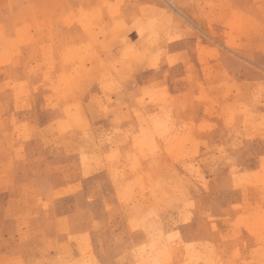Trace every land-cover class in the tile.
<instances>
[{
  "label": "rangeland",
  "instance_id": "1",
  "mask_svg": "<svg viewBox=\"0 0 264 264\" xmlns=\"http://www.w3.org/2000/svg\"><path fill=\"white\" fill-rule=\"evenodd\" d=\"M195 212L264 264V0H0L3 264H159Z\"/></svg>",
  "mask_w": 264,
  "mask_h": 264
},
{
  "label": "crops",
  "instance_id": "2",
  "mask_svg": "<svg viewBox=\"0 0 264 264\" xmlns=\"http://www.w3.org/2000/svg\"><path fill=\"white\" fill-rule=\"evenodd\" d=\"M160 218L156 219L159 220V223H165L164 217L159 215ZM124 223L121 225V231L118 232L122 236L130 238L132 237V234H136V231L134 232L130 231L132 230L131 227L128 226L130 222V218L128 216H122ZM181 227L177 228V231L180 234V237L182 239V244L179 246L178 251L173 253L170 252L171 246L167 243H159L158 245V251L153 256L155 261L159 262V264H191L188 263V256H201L203 259V262L200 264H251L249 261H247L246 258L239 255V258L237 260L231 259L230 256L232 252H227V247L222 246L221 243H219V235L216 231L217 227H219V224H216L215 222L211 221L209 217H201L199 213H193L192 219L187 221L186 223H182ZM168 223H165V230L163 231V238L166 240L169 235V228ZM219 229V228H218ZM173 231V229H171ZM145 235V231H140ZM82 234V233H81ZM84 235V234H83ZM146 236V235H145ZM249 237H251L248 233L243 232V238L248 240ZM134 239V238H132ZM255 239H257V236H255ZM247 245V243H243ZM252 244V242L250 243ZM193 245V246H192ZM202 246V249H197V247ZM192 248V249H191ZM252 248V246H250ZM133 249V250H132ZM251 250V249H250ZM8 251L10 250H2L0 255V264H3L7 257L12 256L13 254L8 255ZM135 248L130 247L126 251L121 250H115L114 246L110 247L106 243H99V247H96V258H97V264H136V261L131 258L132 253L135 252ZM227 252V253H226ZM125 255H128L127 259H124ZM56 254L54 255V257ZM216 256H218V260H222L221 262H216ZM78 261H81L80 253H76V256ZM63 264H69L68 260H65Z\"/></svg>",
  "mask_w": 264,
  "mask_h": 264
}]
</instances>
